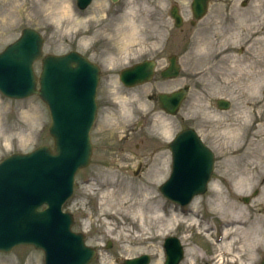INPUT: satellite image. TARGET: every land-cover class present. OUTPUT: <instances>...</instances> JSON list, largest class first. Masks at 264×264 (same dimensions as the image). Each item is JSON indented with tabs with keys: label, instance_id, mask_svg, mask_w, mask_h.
Here are the masks:
<instances>
[{
	"label": "rangeland",
	"instance_id": "rangeland-1",
	"mask_svg": "<svg viewBox=\"0 0 264 264\" xmlns=\"http://www.w3.org/2000/svg\"><path fill=\"white\" fill-rule=\"evenodd\" d=\"M55 1L0 0V50L14 41L24 27H32L44 38L43 54L77 49L91 58L100 57L102 75L109 77L111 82L103 84V90L117 88L118 71L143 59L156 61L155 77L158 78L159 70L167 65L171 54L178 56L179 75L167 82L158 81L156 91L181 86L187 82V77L196 81L198 74H230L228 79H234L236 85V106L230 112L217 114L199 104L195 97L197 82L192 84L191 96L195 98L187 113L190 116L204 114L210 138L214 140L211 144L221 153L220 157L216 156L208 189L188 205H176L158 190V185L170 172L167 151L147 158L133 156L131 148L120 154V164L118 159L108 158L102 166H95L94 171L90 167L78 171L72 196L63 209L73 215L72 229L84 233L86 243L98 249L90 264H123L124 258L143 253L150 255V264H162V243L168 235L178 237L184 247L180 264H260L264 247L247 253L236 244L231 251L225 252L221 245L225 226L216 213L208 214L207 201L210 202L211 194L218 190L235 206V212L245 217L247 231L256 225L254 221H264V181H258L264 175V122L258 120L261 108L251 110L254 104H249L250 101L255 103V99L257 105H264V41L255 44L259 52L246 47L239 50L245 46L240 40V22L236 43L230 42L231 46L224 48L215 42L216 29L213 27L183 26L179 30L172 26L169 17L173 0H119L115 3L93 0L82 11L76 8L74 0H58L60 8L54 9ZM254 4L262 7L264 23V0H255ZM180 7H185L182 14L186 15L187 2ZM220 51L230 52L229 56L218 59ZM34 68L38 73V62ZM148 90L150 88L144 86L137 96L120 97V109L106 115L100 125V136L123 139L124 131L117 124L135 119L137 106L145 109L149 106L144 99ZM244 94H248L245 101ZM191 121L186 118L184 123ZM179 122L176 118L171 120L169 131L174 134L181 126ZM49 123L48 110L37 96L12 100L0 93V160L40 145L52 147ZM156 128L162 130L161 123H156ZM135 142V138H130L126 145L134 147ZM151 144L157 145L160 141ZM248 144L255 148L248 153L253 158L243 156ZM242 178L245 181L241 182ZM123 180L130 186L120 189ZM145 189L151 193L146 194ZM133 190L140 195V200L144 195L155 197L159 204L165 205L168 218L176 217L166 223L141 222L137 219L136 208H127L134 201L129 195ZM243 198H249L248 202ZM149 214L153 218L164 216L157 207ZM107 242H111L109 247ZM0 264H44L43 253L31 246H18L9 253L0 252Z\"/></svg>",
	"mask_w": 264,
	"mask_h": 264
},
{
	"label": "water",
	"instance_id": "water-1",
	"mask_svg": "<svg viewBox=\"0 0 264 264\" xmlns=\"http://www.w3.org/2000/svg\"><path fill=\"white\" fill-rule=\"evenodd\" d=\"M90 2L76 0L80 9ZM42 43V36L27 27L0 51V92L15 99L36 94L46 103L54 148L42 145L0 162V251L32 245L44 252L45 264H88L95 251L85 245L82 233L71 230L73 217L62 211V205L72 194L76 172L89 161L98 68L76 51L49 54L41 59L42 72L37 78L33 63L42 53ZM168 61L161 74L175 76L179 70L175 56ZM153 68V61H143L122 69L120 79L126 85L142 83L150 79ZM181 98L179 93L159 95L161 107L172 113ZM184 136L185 132L180 133L170 145L172 172L160 187L166 197L181 204L204 191L211 166L208 151L197 147L193 135L187 145ZM43 205L46 207L39 210ZM163 246L164 264H178L183 255L179 240L167 237ZM148 261L142 255L125 264Z\"/></svg>",
	"mask_w": 264,
	"mask_h": 264
},
{
	"label": "flooded vegetation",
	"instance_id": "flooded-vegetation-1",
	"mask_svg": "<svg viewBox=\"0 0 264 264\" xmlns=\"http://www.w3.org/2000/svg\"><path fill=\"white\" fill-rule=\"evenodd\" d=\"M254 1L255 0H207L206 2H204L203 0H199L196 11V13L199 14V18L197 19L194 16L193 12L194 0H186V15L182 14V11L185 7L181 9L177 8L181 19V26L177 29L181 30L183 26L194 28L197 27V25H200V28L213 27L216 29V37L214 36L215 42L223 45L224 48V46H231V44H228L230 42L236 43V29L238 28L237 24L240 22V25L242 27V35L240 40L244 43L245 46L240 47L239 50L243 51L246 47L247 49L252 48L255 52H259L260 50L257 49L255 44L264 41V23L262 22L263 15H261L263 9L261 6L255 5ZM179 2H181V4H185V2L181 0H173L169 8V17L172 21L173 27H175V20H173L170 15V9H174L175 6L179 4ZM243 26H246L247 30H245ZM252 26L254 29L252 28ZM186 35H188V32L186 33ZM229 53L230 52L222 53V51H220L217 55V58L219 59L226 55L229 56ZM249 53L250 55H252L251 52ZM158 75V78L154 76V78L150 82L135 87H126L122 85L119 81V78L117 77L116 80L119 86L117 85V88L109 87L104 90L102 89L103 84L108 83L110 80H108L109 77L100 78L96 95L98 104L97 115L90 133L92 151L88 167L93 169V171L96 168L95 166H102L108 158L118 159V162L120 164V154L127 153L128 149L131 148L133 149V156L137 157L141 156L154 158L157 156V154H160V152L164 151H167L169 154V144L173 136L180 130L186 128L195 129L202 142H204L214 150L215 169L216 156L220 157L221 151H218V148L216 149L211 144V142L214 140L210 138V128L206 127V118H204L203 113L197 114L196 117H193L190 116V114L187 112L188 110H190V104L193 102V99L195 97L199 104L209 108L214 113L221 114L223 112H230L236 106V100L234 96L236 85L235 83H233L235 82V80L228 79V77H230V74H198L196 81L191 80L190 77H187V82H185L181 86L156 91L159 86L157 85L158 81L167 82V80H170L163 79L160 74ZM207 77L212 79L207 80ZM196 82L197 94L195 97H192V84H195ZM144 86L150 88L144 98L149 106H147L146 109L143 108L142 110V107L137 106L135 119L126 123L124 121H119L117 125L121 130L124 131L123 139H120V141V137L108 138L105 136H100V132H102L100 125L102 121H104L106 115H108V113H115L120 109V97L126 98L131 95L137 96L140 94V92H142V87ZM181 88H184L186 96L183 100L184 102L180 106L179 111L175 115L164 113L159 107L158 93L172 92ZM213 90H216V92L214 91L213 93ZM262 92L264 94V90H262ZM244 95L245 97L243 101H245V99H247L248 97L246 96L248 94ZM132 100L134 101V98H132ZM249 104H254L251 110H254L256 107L261 108L262 112H260L258 120L264 122V105L262 104V106H260L257 105L258 102L253 103L252 101H250ZM222 106H226L225 109H222ZM184 114L186 117L184 116ZM174 118L179 120V124L181 125L175 132V134L169 131V128L171 127V120H173ZM186 118L191 119V123H184V120ZM246 120L248 121V119ZM158 122L161 123L162 130L156 128V123ZM130 138L136 139L134 147L126 145L127 141ZM157 141H160V144H151V142L156 143ZM163 141H165V144ZM142 144H144V146H141Z\"/></svg>",
	"mask_w": 264,
	"mask_h": 264
},
{
	"label": "bare ground",
	"instance_id": "bare-ground-1",
	"mask_svg": "<svg viewBox=\"0 0 264 264\" xmlns=\"http://www.w3.org/2000/svg\"><path fill=\"white\" fill-rule=\"evenodd\" d=\"M60 5L61 3L56 0L53 4V8L58 9L60 8ZM62 11L65 15L66 9L64 6L62 7ZM251 144L247 145L246 153L244 152V156L246 157H252L249 154L255 150V148L252 147ZM249 160L251 161L250 158ZM240 181L242 182L245 180L242 178ZM258 181H264V175L261 176ZM128 184L129 183H126L124 180L120 181V189L130 186V184ZM147 191L149 190L145 189L146 194L151 193ZM129 195L134 198V201L128 204L127 208L132 209L135 207L137 219H139L141 222L144 220L148 221V223L150 224H152L153 222L158 223L159 221L162 223H166L176 217V215H173L168 218V215L164 210L165 205L163 203L159 204L153 196L147 198L144 195V199L140 200V195L135 190L130 192ZM209 201L210 202L207 201L208 214L211 215L213 213H216L217 218L225 224V227L222 231L223 243L221 244L225 252L231 251L232 246L236 244L241 245V248H243V250L247 253H253L254 251L264 247V242H262L264 240V221H261L262 219L254 221L253 223H256V225L253 226L250 231H247L248 229H244L247 226L246 220H244L245 217L235 212V206L229 201L227 197L216 190L211 194ZM156 207L159 210L163 211L164 216H161L162 219L160 217L153 218L150 216L149 213L153 208L156 209ZM219 254H222V252H220Z\"/></svg>",
	"mask_w": 264,
	"mask_h": 264
}]
</instances>
